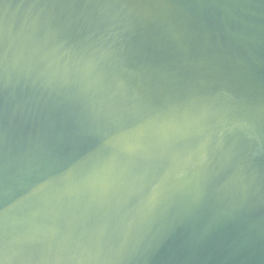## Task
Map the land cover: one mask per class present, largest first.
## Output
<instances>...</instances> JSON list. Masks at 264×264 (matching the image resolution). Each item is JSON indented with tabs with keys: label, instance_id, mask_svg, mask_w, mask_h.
<instances>
[{
	"label": "water",
	"instance_id": "water-1",
	"mask_svg": "<svg viewBox=\"0 0 264 264\" xmlns=\"http://www.w3.org/2000/svg\"><path fill=\"white\" fill-rule=\"evenodd\" d=\"M0 264H264V0H0Z\"/></svg>",
	"mask_w": 264,
	"mask_h": 264
}]
</instances>
